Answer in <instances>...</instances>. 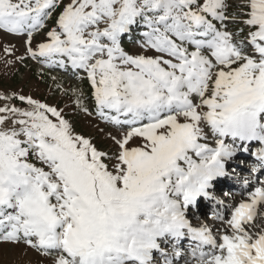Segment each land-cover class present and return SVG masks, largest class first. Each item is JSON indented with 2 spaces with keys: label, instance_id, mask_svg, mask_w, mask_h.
Returning a JSON list of instances; mask_svg holds the SVG:
<instances>
[{
  "label": "snow or ice",
  "instance_id": "6c2138e0",
  "mask_svg": "<svg viewBox=\"0 0 264 264\" xmlns=\"http://www.w3.org/2000/svg\"><path fill=\"white\" fill-rule=\"evenodd\" d=\"M0 30L86 79L94 109L73 90L76 110L114 129L106 151L64 108L0 106V244L50 264H264V0H0ZM204 201L218 226L190 215Z\"/></svg>",
  "mask_w": 264,
  "mask_h": 264
},
{
  "label": "rangeland",
  "instance_id": "374dc122",
  "mask_svg": "<svg viewBox=\"0 0 264 264\" xmlns=\"http://www.w3.org/2000/svg\"><path fill=\"white\" fill-rule=\"evenodd\" d=\"M51 23L49 21V24ZM34 36L35 46L42 41L43 32L36 33ZM124 46L129 50H135L136 47L134 41L126 42ZM7 48L12 51L6 52L5 49ZM26 48L25 37L7 34L0 30V106L7 103L16 107H27L26 102H21L17 98L23 95L47 102L52 106L64 108L77 133L93 138L100 149L113 151L114 145L108 137V133L114 129L106 126L95 115L90 116L76 110L74 99H70L73 96V90H78L83 93L84 104L90 109H94L89 82L86 79L81 80L78 76L63 69L49 68L46 64L27 54ZM65 90L68 91L67 95ZM4 97H12V99L6 100ZM253 163L247 160L244 164L246 167H251ZM248 169L243 172L245 176L249 175ZM237 182L240 184V177L237 178ZM231 193H233L234 198L230 195L219 196L225 203H231L229 207L235 203V200L238 201L237 189H233ZM203 207L204 202L200 208ZM229 207H226L227 212ZM210 212L207 209L206 212L200 214V220L216 227L218 222L213 220ZM190 215L196 216L194 211ZM25 251H27V255H25ZM0 264H50V260L42 258L30 249L25 250L23 245L0 244Z\"/></svg>",
  "mask_w": 264,
  "mask_h": 264
},
{
  "label": "bare ground",
  "instance_id": "6f19581e",
  "mask_svg": "<svg viewBox=\"0 0 264 264\" xmlns=\"http://www.w3.org/2000/svg\"><path fill=\"white\" fill-rule=\"evenodd\" d=\"M236 199H237V198H236ZM240 199H241V191H240V193H239V195H238V199H237V200L239 201ZM233 200H234V199H233ZM238 201H237V202H238ZM235 203H236V200H235Z\"/></svg>",
  "mask_w": 264,
  "mask_h": 264
},
{
  "label": "trees",
  "instance_id": "16d2710c",
  "mask_svg": "<svg viewBox=\"0 0 264 264\" xmlns=\"http://www.w3.org/2000/svg\"><path fill=\"white\" fill-rule=\"evenodd\" d=\"M126 41H128V40H126Z\"/></svg>",
  "mask_w": 264,
  "mask_h": 264
}]
</instances>
